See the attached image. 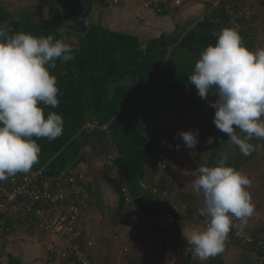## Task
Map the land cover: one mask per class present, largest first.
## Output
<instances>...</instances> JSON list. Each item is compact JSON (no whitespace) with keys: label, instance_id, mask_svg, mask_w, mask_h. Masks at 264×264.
<instances>
[{"label":"crops","instance_id":"obj_1","mask_svg":"<svg viewBox=\"0 0 264 264\" xmlns=\"http://www.w3.org/2000/svg\"><path fill=\"white\" fill-rule=\"evenodd\" d=\"M57 1L62 20L51 25L52 9L48 5L39 6L38 0H0V31L5 37L21 31L37 37L52 35L74 50L73 60L61 62L58 58L56 67L50 69L57 79L60 103L56 108L45 107V117L51 111L62 116L63 134L51 142L47 138H33L41 149L38 162L33 166L45 167L51 181L69 167L86 178L85 172L91 167L98 168L103 159L93 153L89 144L81 148V132L96 130L88 128L91 123L108 124L112 145L118 149L113 167L125 179L131 204L128 222L123 227L117 226L123 229L121 234L113 232V226L105 221L95 203L88 205L85 232L86 237L96 240L94 250L99 264H147V250L142 251L140 245L147 228L151 230L153 224L176 225L182 250L188 245L183 230L205 227L200 221L192 182L198 175V167L209 161L202 150L208 149L210 144L203 137L195 148L189 149L178 133L197 131L202 116L207 118L206 132L213 135L217 129L213 127V118L207 115L211 107L208 102L217 97L210 95L207 100L202 99L195 86L190 85L189 77L202 51L216 43L225 27L238 30L249 50L264 49V0H246L244 11L233 13V18L231 16L226 23L209 19L208 0H180V3L169 0L161 11L147 7L146 0H90L91 20L81 31L73 26L81 29L82 18L76 22L69 18L81 17L80 9L87 4L86 0ZM76 10L78 14H74ZM242 14L252 20L248 29L237 20ZM244 35L254 37L252 48L248 47ZM138 92L135 107L125 108ZM177 145L185 150L182 161L186 168L170 153ZM163 158L174 180L168 179L165 173L164 183L170 195L160 198L141 184L161 177L159 163ZM189 163L195 168H189ZM214 166L217 165H209ZM242 173L252 181L247 190L255 206L247 227H264V158L253 165L249 173ZM88 182L96 188L99 181L90 176ZM102 190L105 199L109 192L112 201H117L116 192L109 185ZM86 195L89 196L87 190ZM0 229L5 228L0 226ZM15 231L0 236V260L5 264H76L72 260L53 259L54 249L57 248V253L64 247L58 235L22 225ZM133 235L140 236L139 240L133 241L130 238ZM108 236L113 239H106ZM115 240L116 246H112ZM145 245H148L147 240ZM162 246L161 261L164 262L161 264H183L186 260L187 255L181 261L180 252L173 255L169 245ZM218 255L223 264H263L255 249L238 241L231 233L224 251ZM212 260L213 257L209 258L206 264Z\"/></svg>","mask_w":264,"mask_h":264},{"label":"clouds","instance_id":"obj_2","mask_svg":"<svg viewBox=\"0 0 264 264\" xmlns=\"http://www.w3.org/2000/svg\"><path fill=\"white\" fill-rule=\"evenodd\" d=\"M58 58L73 60L72 46L52 35L37 37L21 31L5 37L0 31V181L28 173L38 162L41 149L34 137L51 142L63 134L60 114L51 111L45 117L46 106L56 108L60 103L57 79L50 72ZM189 81L202 99L217 97L210 103L215 126L243 155H250L254 148L249 141L264 139V49L249 50L238 30L225 27L216 43L202 51ZM198 135V130L178 133L189 149L199 143ZM207 143H214V138ZM196 171L192 188L203 196L200 216L206 218V227L183 230V237L193 257L205 261L224 251L236 227L234 220L240 222L236 235H244L255 206L247 190L252 181L228 166L226 159Z\"/></svg>","mask_w":264,"mask_h":264},{"label":"built area","instance_id":"obj_3","mask_svg":"<svg viewBox=\"0 0 264 264\" xmlns=\"http://www.w3.org/2000/svg\"><path fill=\"white\" fill-rule=\"evenodd\" d=\"M113 1V0H112ZM169 0H146L147 7L156 8L161 11L163 5ZM236 0H208L209 19L221 22L223 15L233 13L231 6ZM180 3V0H175ZM139 95V92L137 93ZM136 96L128 102L127 107L134 108ZM97 129L106 133V157L103 165L113 168V162L118 152L116 146L112 145V134L108 124H88V128ZM180 157L184 152L175 149ZM161 177L155 178L150 186L142 183L141 186L150 191L157 197H168L170 191L164 186L163 176L168 169V163L163 158L159 163ZM83 188L76 182V171L69 167L61 171V174L54 180H50L46 168L43 166L35 167L28 173H17L9 177L6 181H0V216L5 215L9 218L20 216L26 221L28 227H35L41 232L55 234L63 240V249H58L56 259H72L76 264H99V259L95 255L94 248L97 243L95 238L86 237V222L88 218V205L83 198ZM127 196L129 204L130 197ZM199 208L203 206V196L196 195ZM200 221L206 227V218L200 216ZM234 225L230 233L238 241L251 246L256 244L264 251V227L252 229L245 227L244 235L237 236L239 221L234 220ZM0 226H5L4 219L0 218ZM185 255L190 256V261L194 264H206L198 258L193 257L191 246H185L179 253L178 258L183 261ZM264 264V255L262 257ZM0 264H4L0 260Z\"/></svg>","mask_w":264,"mask_h":264},{"label":"trees","instance_id":"obj_4","mask_svg":"<svg viewBox=\"0 0 264 264\" xmlns=\"http://www.w3.org/2000/svg\"><path fill=\"white\" fill-rule=\"evenodd\" d=\"M245 2L246 0H236L235 3L232 4L231 6L233 13L241 14V12L244 11L245 5L247 6ZM38 5L39 6L48 5L52 9L53 17L51 20V25H54L57 22H61L62 15H61V12L59 11V7L57 6V3L55 2V0H38ZM233 13L229 12V13L224 14L221 23L229 22L231 20V16ZM237 20L238 22L242 24V26L245 29H248V26L252 23L251 18L247 19L243 14ZM244 36H245L244 40H246L248 47L252 48L253 41L255 40L254 37L249 38L248 35H244ZM134 96H136L134 100V103H136L139 95L135 93ZM132 99L133 97L131 98V100ZM127 105L128 103L125 105V108L128 109L129 107H127ZM236 132L241 137L244 136V134L241 133L239 129H236ZM162 134L163 133H161V136H164V134L163 135ZM105 139H106V133L104 131H100V129L98 130V128L91 132H89L88 130L81 132V136L79 138L81 148H82V145L85 146L86 144H89L93 149V153L96 155L102 156L101 160L102 159L103 160H102V164L99 165L98 168L91 167L89 171L87 170L85 172L86 178H83L84 176L82 175L80 177L78 174H76V182L79 187L83 188V191H84L83 198H84V201L87 203V205L89 204L94 205V203H96V206L101 211L103 218L109 225H112V226L120 225L121 227H123L128 222V214L130 211V204L126 196L127 194L126 185H125L126 182H125L123 175L120 172L116 171L114 167L108 168L103 165V162L106 157V140ZM249 143L253 145L254 151H252L250 155L245 156L241 153L237 145L229 141L228 135L219 130V135L214 140V144H213V148H212V151L209 157V161L207 164H204L203 166L218 165V162L221 159H226L228 166L234 167L236 170L239 171L242 165L247 163L252 157L258 154L259 148H261V145L264 143V139L253 138L251 141H249ZM81 156L84 157L82 153H81ZM84 158H86V155ZM90 176H93V179H97L99 181L98 183H96L97 185L96 188H95V185L92 184V182H88ZM164 179H165V176H163V183H164ZM146 183L150 186V184H152L153 181H147ZM106 184L109 185L113 189V191L116 192L117 205L115 206L110 205L107 199L103 197L102 187H105ZM86 190H87V194L89 193V196L86 195ZM147 190L150 191V189L148 188ZM0 218L4 219L5 226L8 227L7 229H4V230L0 229V236L8 235V234H12L16 232L15 228L19 225L26 226L29 229L31 228L36 229L35 227H28L26 224L27 222L22 220L20 216L18 215L13 216L11 218L5 215H2L0 216ZM150 228L157 235L160 241V244L162 243L164 246H167V245L170 246L171 252L173 255H177L180 252L181 242L178 237L179 230L176 225L173 224L171 226L165 227V226H161L160 224L158 225L153 224L150 226ZM86 233L87 232H85V235ZM250 247L252 249H255L258 252V254L261 257H263L264 251L261 248H258L256 244L251 245ZM55 250L57 249H54L53 253H55ZM67 260H72V259H67ZM221 261L222 260L220 256L216 255L215 257H213V260L210 264H220V263L223 264V261L222 262ZM189 262H190V256H187L186 260L183 261V264L185 263L190 264Z\"/></svg>","mask_w":264,"mask_h":264},{"label":"rangeland","instance_id":"obj_5","mask_svg":"<svg viewBox=\"0 0 264 264\" xmlns=\"http://www.w3.org/2000/svg\"><path fill=\"white\" fill-rule=\"evenodd\" d=\"M55 2L56 3H59V1H57V0H55ZM211 102H213V101L210 100L208 102V105H210ZM208 109L210 111L207 113V115L208 116H211V117H208V118H213V120H214L215 109L213 107H209ZM202 115L205 116L206 113H204ZM206 119L207 118L206 117H203V116L202 117H199V125H198V128H197L198 133H199V135H198L199 142L202 141L201 139L203 137H204L203 140H207L208 141V138L209 137H213L214 140H215L218 137V135H219V131L217 129H214V134L213 135H211V133L209 131L208 132L205 131L206 130V127H205V121H206ZM214 125L215 124H213V127H214ZM202 127H203V130L201 131ZM213 144L214 143L210 144V147L208 149H206V150L203 149L202 150V155H203V153L204 154L206 153V157L209 158L210 157V154H211V151H212V148H213ZM183 152H184V156L183 157H180L177 154V151H174V150L170 151V153H173L174 155H176L180 159L179 164L181 166H183V167L186 168L187 165L185 164V162L182 161L184 159L185 155H186L185 150H183ZM261 158H264V148H260L259 151H258V154H256L254 157H252L247 163H245L244 165H242L240 167L239 171H241V172L243 171V172L249 173L250 170H252V166L253 165L256 166L257 165V162H259ZM188 167L189 168H193V167L195 168V165L193 163L192 164L189 163ZM165 173H167V178L168 179H171V181H172V179H173V174L172 173L173 172L172 173L170 172V167H168V172H165ZM165 176H166V174H165ZM164 186H165V183H164ZM107 189L108 190H111L108 187H107ZM107 189H106V191H107ZM104 190H105V188H104ZM109 196H110V194L108 192V196L106 198L108 199L107 201L109 202V204L112 205V206L117 205V203H116L117 201L113 202L112 201L113 199H111ZM109 226H111V225H109ZM112 230H113V232H118V234H121L122 232H124L123 229H121L120 227H117L115 225L113 226V229ZM111 233H112V231L110 230V234ZM130 238H132V240L135 241L134 239L139 240L140 236L133 235V237H130ZM106 239H109L110 240V239H113V238H112V236H108V238H106ZM146 240H147V244L148 245H145L146 244ZM116 243H117L116 240L114 242H112V246L113 245L116 246ZM162 248H163V246H162V244H160L157 235L153 231H151L149 228H147L146 234L143 236L142 244L140 245V249L142 251H146L147 250L148 259H149V262L147 264H161L162 262H164V261H161L162 254L160 252H161ZM111 252H112V247H111ZM55 253H56V251H55ZM55 253H54L53 259H55V261H56L57 259L55 257ZM37 259H40V256ZM62 261L63 260H61L60 262H62Z\"/></svg>","mask_w":264,"mask_h":264},{"label":"water","instance_id":"obj_6","mask_svg":"<svg viewBox=\"0 0 264 264\" xmlns=\"http://www.w3.org/2000/svg\"><path fill=\"white\" fill-rule=\"evenodd\" d=\"M85 2L87 4H84L83 5V8L81 7V9H80V11H81V17L78 16V15H76L74 17L69 18L73 22H76L78 18H82L81 19V23H79V24H81V29H79V27H77V26H73V29H75V30H79V31L85 30L88 27L89 23H90L91 16H92L91 3H90V0L89 1L86 0ZM74 14H78L77 10H76V12Z\"/></svg>","mask_w":264,"mask_h":264}]
</instances>
